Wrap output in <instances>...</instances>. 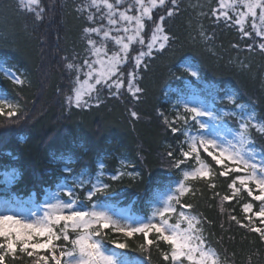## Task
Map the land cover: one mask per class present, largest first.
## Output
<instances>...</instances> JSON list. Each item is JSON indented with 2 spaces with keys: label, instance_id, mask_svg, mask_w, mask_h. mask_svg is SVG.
I'll list each match as a JSON object with an SVG mask.
<instances>
[{
  "label": "trees",
  "instance_id": "trees-1",
  "mask_svg": "<svg viewBox=\"0 0 264 264\" xmlns=\"http://www.w3.org/2000/svg\"><path fill=\"white\" fill-rule=\"evenodd\" d=\"M129 3L131 0H123V4ZM40 4L45 11L37 20L18 0H0V65L14 70L23 81L15 83L0 69V98L16 106L11 117L8 108L0 112V199L16 196L28 204L40 203L48 189L60 192L80 176L95 182L102 172L101 181L110 185L107 193L89 201L90 184L85 183L74 188L78 200L85 207L100 203L116 215L146 220L175 193L184 179L183 172L198 166L194 155L186 159L181 154L182 149L188 150L184 130L188 135L202 132L191 119L187 125L178 119L186 115V102L199 103L221 117L219 121L210 119V123L223 126L229 133L238 128L239 117L232 113L240 111L229 96L245 105L246 112H254L257 121L264 122V52L259 48L264 41L254 33L242 37L230 21H217L212 9L218 8V0H178L172 17H167L162 8L154 10L157 16L165 15L169 36L165 48L152 50V55L136 67L135 55L147 48L134 42L130 47L136 49L130 51L133 59L121 66L125 86L118 95H112L117 91L114 87L98 85L99 93L94 92L81 107L69 104L67 97L78 87L77 76L81 81L87 78L89 68L83 61H95L88 39L96 41V46L103 41L108 54L114 48L118 50L114 41L104 40L102 32H84L85 28L101 25L107 30V19L101 18L96 8L88 7L90 0H40ZM102 11L106 13L107 9ZM90 14L93 21L88 20ZM151 23L147 21L144 30L149 38ZM114 33L113 29L111 35ZM68 63L75 67L69 69ZM129 72L135 74L133 84L142 89L136 96L127 91ZM133 111L136 117L131 115ZM170 125L181 131L172 132ZM251 135L257 152L264 153V134L252 130ZM200 159L211 166L213 175L210 180L185 181L192 192L183 196L180 204L171 202L176 213L170 222L179 219L180 211L197 216L204 238L219 252L224 264H264V241L229 218L234 215L247 224L245 216L252 213L245 214L242 205L252 203L255 212L260 202L244 191L223 201L224 195H232L228 185L242 173L220 176L224 167L215 165L202 149ZM177 160L184 163L175 167ZM13 169L15 180L8 186L3 173ZM121 172L125 174L119 175ZM113 175L118 178L112 180ZM249 186L254 195L259 194L254 185ZM182 204L193 207L181 208ZM254 224L264 227L257 218ZM104 231L105 247L122 252L120 258L129 264H170L162 257V252L170 251L166 243L141 250L144 238L134 234L127 239L126 249H114L111 240L124 238ZM148 238L155 240V234L150 233ZM57 243L65 244L63 240ZM5 264H32V260L18 253L16 259L6 258Z\"/></svg>",
  "mask_w": 264,
  "mask_h": 264
},
{
  "label": "snow or ice",
  "instance_id": "snow-or-ice-1",
  "mask_svg": "<svg viewBox=\"0 0 264 264\" xmlns=\"http://www.w3.org/2000/svg\"><path fill=\"white\" fill-rule=\"evenodd\" d=\"M19 5L26 11L32 12L37 20L42 19L45 9L41 6L40 0H18ZM88 7L96 8L101 12V18L107 19L108 28L104 30L101 27H88L84 29L85 33H101L104 40L114 41L115 48L108 55L106 45L101 41L100 47L97 42L88 39L91 45L92 55L96 60L90 62L85 59L84 65H87L89 71L86 73V79L81 81L79 76L76 77L78 87L72 89L74 95L67 97L68 103L73 102L77 107H81L87 103L85 97L91 98L92 93H99L98 85H105L109 89L113 87L117 90L112 95H118L119 89L125 86V80L120 77L124 76L121 71V64L127 60L133 59L130 51L135 48L130 46L135 42L141 46H146L147 51L140 50L135 55V66L142 64L143 58L152 55V50L159 45L160 49H164L169 41V36L165 32L164 22L165 15H158L154 10L164 9L167 17H172L178 9V0H131V3L125 5L123 0H90ZM123 7V11L120 10ZM103 9H107L103 13ZM83 11V9H80ZM133 14H129V12ZM213 17L219 21L223 19L225 22H231L236 27L242 37H251L253 33L264 41V0H218V8L212 9ZM89 21L94 20V15L88 16ZM123 21V26L120 22ZM151 21L150 38L145 32L146 22ZM250 25L251 31L246 28ZM113 28L117 35H111ZM131 33V34H129ZM203 36L204 33L201 32ZM147 41V42H146ZM261 52H264V42L259 44ZM103 57H107L104 59ZM99 65V68L94 67ZM83 65H81L82 67ZM69 69L75 66L68 63ZM191 71V69H187ZM17 84L23 83L19 77L14 76L10 71L6 72ZM193 76L198 73L192 71ZM127 79V91L133 96L141 92L142 89L133 84L135 74L129 72ZM116 77V79H113ZM94 80V83H89ZM235 108L240 109L238 113L233 112V116H238V128L231 132L229 136L222 135H187L188 150H181L184 158L194 155L198 166L191 170L183 172L184 179L181 180L175 193L169 195L163 206L157 208L153 216L146 220H138L134 223L121 224L119 220L114 219L113 215L107 210V206L100 203H91L87 207L79 201L74 194L76 186L83 187L85 183L90 184L87 191V200L92 201L94 196L107 193L110 185L101 181L100 175L96 177L95 182L86 181L83 176L72 181L71 187L65 191L62 187L60 192L64 193L67 199H61L54 196V202L44 204L42 215L32 212L31 217H22L10 210L8 201L4 204L8 206L6 211L0 213V264H5L6 258L16 259L18 253L25 254L31 258L32 264H129L127 259H121L122 252H117L105 247L104 240L107 237L105 229L123 237V240L112 239L111 244L114 249H126L128 247L127 239L134 234H141L144 242L139 245L141 250L146 247L153 246L158 242L166 243L170 251L162 252L165 261L170 264H224L219 252L208 245L207 240L203 236V228L198 227L201 224L200 219L194 215H188L184 211L178 213L179 219L175 223H171L172 214L176 213V208L171 202L180 204V200L186 194L192 192V189L185 184L187 180H210L213 175L212 168L209 164L200 159V150L202 149L215 165L224 167V171L219 172L220 176H228L229 173H242L237 175L228 185L232 190V195H224L223 201H229L242 191L246 192L252 200L260 202L258 211L253 212L252 203H244L242 211L246 215L248 223L244 224L237 219L236 216H230V220L235 221L237 225L248 229L250 232L257 233L261 241H264V227H257L254 224V218L259 219L261 225H264V153H258L255 142L252 138V130L264 134V122L256 120L254 112H246V106L235 103V98L229 96ZM16 106L7 103L5 98H0V112L4 108H8L7 115L9 117L15 115L12 110ZM185 113L181 119L184 125H187L189 119L194 121L199 129H206L208 124L204 123L199 117L207 116L211 120L219 121L214 112L207 111L198 107L189 108L184 105ZM133 117L137 116L136 112H132ZM165 123L168 121L165 118ZM171 127V125H170ZM172 132L181 131L180 128L171 127ZM169 156L173 153L169 152ZM259 156V159H258ZM227 162V163H226ZM71 163V161H68ZM184 160H177L175 167H179ZM231 165V167H229ZM103 165H101V168ZM67 171V164L65 165ZM121 172L119 175H124ZM6 182L11 183L15 178V170L12 172H4ZM131 175V174H129ZM117 175L111 177L116 180ZM239 183V187L237 186ZM255 186V191L259 194L254 195V189L249 185ZM211 188H215V184L209 183ZM194 194V193H193ZM218 195V193H217ZM181 208L191 209L192 204H182ZM159 217L158 221L155 218ZM185 224L186 227L181 225ZM73 233L74 235H70ZM155 234V240L149 239V234ZM63 240L65 244L61 245L57 242ZM47 254H42V253Z\"/></svg>",
  "mask_w": 264,
  "mask_h": 264
},
{
  "label": "rangeland",
  "instance_id": "rangeland-1",
  "mask_svg": "<svg viewBox=\"0 0 264 264\" xmlns=\"http://www.w3.org/2000/svg\"><path fill=\"white\" fill-rule=\"evenodd\" d=\"M129 14L131 15V13H129ZM123 24H124V22L122 21L120 23V26H123ZM246 28L248 30L251 29L250 28V25H246ZM114 31H115V29H114ZM129 34H131V33H129ZM114 35H116V32L114 33ZM97 47H100V46H97ZM116 47L119 48V46H116ZM158 48H159V45H157L154 49H158ZM108 55H111V54H108ZM103 58L104 59H107V57H103ZM95 60H96V57H95ZM124 64H125V62L122 63L121 66L124 65ZM95 67L96 68H99V65H95ZM0 69L2 71H4L5 74H6L7 71H10L14 76L18 77L17 73L14 70L8 69V68H6L3 65H0ZM114 78H116V77H114ZM20 80H21V78H20ZM89 83H94V80H89ZM87 99H88V97H85V100L86 101H87ZM72 104H75V103L73 102ZM85 104H87V103H85ZM186 105L189 108H191V107H198V108H201V109H204V110L209 111L207 108L202 107V106L199 105V103H196V102H193V101L186 102ZM198 119L202 120L204 123H206V124L209 125L208 128L202 129V132H201L200 135H217V134H219V135H222V136H229V138H230V134L231 133H229V131H227L223 126H220V128H218L214 124V122L213 123H210V118L209 117L203 116V117H199ZM14 180H15V178L11 181V183H8V182H6V183L11 186L12 183L14 182ZM63 188L65 189V191H67L70 188V186L69 185H65ZM54 196H59V198L63 199V196H62V194L60 192H58L57 190H51V189H48L47 194L43 197V201L40 202V203L37 202V201H32L31 204H28V203H25V202L19 200L16 197L13 198V199H11V200H2V199H0V213H3V212L6 211V208L8 206H6L4 204V201H8L9 202V205H10V210L12 212H14L15 214H17V215H20L22 217H31V213L34 212V211L37 212L38 215H42L43 214V211H44V207H43L44 204L47 203V202H54L52 200V198ZM107 210L110 212V214L113 215V218L119 220L121 224H124V223H134V222H136V221L132 220L131 218H129L128 215H126V214H124L123 216H119V215L114 214V212H112L110 209H107ZM158 220H159V217H156L155 218V221H158Z\"/></svg>",
  "mask_w": 264,
  "mask_h": 264
}]
</instances>
